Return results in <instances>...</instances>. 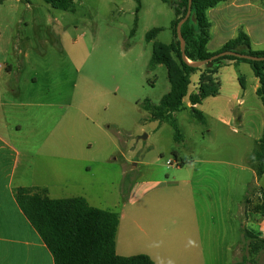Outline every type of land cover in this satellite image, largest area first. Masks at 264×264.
<instances>
[{
    "label": "rangeland",
    "instance_id": "obj_1",
    "mask_svg": "<svg viewBox=\"0 0 264 264\" xmlns=\"http://www.w3.org/2000/svg\"><path fill=\"white\" fill-rule=\"evenodd\" d=\"M226 6L218 5V16L208 11L209 52L245 32L243 15L232 8L226 13ZM174 18V9L162 0H75L73 12L43 0H0V118L22 126L20 170L27 184H53L64 176L68 187L52 197L87 195L93 207L125 215L127 189L137 181L148 197L217 196L210 193L216 185L196 177L206 165L228 167L231 184L224 196L233 206L255 192L250 169L256 166L244 157L254 146L243 137L255 124L241 126L226 117L231 110L251 113L257 98L236 96L240 83L232 68L220 77L226 90L219 99L197 109L208 114L207 125L193 117L187 101L175 114L182 143L175 142L169 122L152 120L143 106L147 100L158 105L170 92L166 68L151 69L149 63L154 44L172 43ZM155 29L159 32L147 42ZM250 72L238 74L248 90ZM193 176L199 183L191 188L184 181ZM240 241L234 262L248 255L241 236Z\"/></svg>",
    "mask_w": 264,
    "mask_h": 264
},
{
    "label": "crops",
    "instance_id": "obj_2",
    "mask_svg": "<svg viewBox=\"0 0 264 264\" xmlns=\"http://www.w3.org/2000/svg\"><path fill=\"white\" fill-rule=\"evenodd\" d=\"M226 4V13H229L228 9L232 8L243 15L244 24L242 25L245 26V32L251 39L252 48L256 51L264 50V8L261 1L229 0ZM213 12L218 16L222 10L216 7ZM262 34L263 36L260 37ZM210 53H216V51H210ZM4 67L11 70L8 65ZM226 68L233 69L230 73L240 83V89H236L238 91L236 96L242 92L244 97L254 94L257 98L251 103V113L246 109L242 112L231 110L226 117L228 122H238L241 126L255 124L247 135H243L245 143L249 142L254 146L244 155L250 160L264 129V105L257 95L259 80L253 72H250L252 68L249 64H230L224 66L216 76L219 84L222 81L220 77ZM242 72L252 73L253 84L250 90L243 87V80L239 81L238 74ZM197 83L198 78L196 83H192L190 92L195 91ZM228 83L229 81H226V86L229 88ZM223 90L226 88L220 86L219 95L204 100L202 104L192 105L188 98L184 100V104L187 101V107L198 109L210 101H217ZM12 92L14 94L15 91ZM242 103L245 104V101L243 100ZM203 115L207 121L208 114L203 111ZM223 120V117H220L217 121L223 122ZM235 132L234 129L233 133ZM21 135L22 126L19 123H11L0 118V264H55L52 253L20 209L15 198V189L39 188L46 190L51 199H63L52 197V194L57 193L56 190L67 188L69 180L64 176H59L53 184L49 182L27 184L20 170ZM243 169L247 168L243 167ZM250 171L254 174V186L257 189L254 193L252 190L247 193V208L244 203L233 206L231 200L224 196L225 186L230 188L231 184L230 171L226 165L202 166L197 175L195 174L201 180L204 179L207 183L211 182L213 186L216 185L217 190L210 193L217 196L148 197L145 196V184L137 181L126 192V203L123 205L126 215L124 212H116L119 215L115 240L117 255L121 257L146 255L155 264L234 263V251L241 244L239 236L245 241L243 228L264 238V215L255 210L264 192V175L258 177L256 171L252 169ZM184 182L193 188L199 180L193 176L192 179ZM248 185L252 187V184H246ZM77 197L85 198L92 206L87 195L70 198Z\"/></svg>",
    "mask_w": 264,
    "mask_h": 264
},
{
    "label": "trees",
    "instance_id": "obj_3",
    "mask_svg": "<svg viewBox=\"0 0 264 264\" xmlns=\"http://www.w3.org/2000/svg\"><path fill=\"white\" fill-rule=\"evenodd\" d=\"M54 9L73 12L75 0H43ZM139 1V0H137ZM174 9L175 18L171 23L173 41L170 45L154 44L149 67L153 69L163 65L168 73L170 92L158 105L147 100L143 103L151 112L152 120L167 121L174 130V140L182 143L181 134L175 114L184 110V100L189 99L192 105L202 104L210 97L220 93V84L216 78L224 66L230 64H249L259 80L257 95L264 105V61L256 62L231 56L221 57L213 67L202 66L193 68L182 59L181 44L177 37V25L185 17L189 0H162ZM229 0H192L190 19L182 26V36L186 42V58L192 62L205 61L221 52H237L255 57H264V50L252 48L251 39L245 32L229 40L219 51L210 53L207 50L212 39V24L208 19V11ZM264 8V0L261 2ZM159 29L152 30L146 41H152ZM198 83L194 92H190L192 77L198 75ZM192 115L202 125H207L203 113L195 108ZM256 166L258 177L264 175V129L262 137L249 160ZM125 185L122 194L125 195ZM15 198L27 219L36 229L54 257L55 264H155L146 255L121 257L116 253V234L119 226V215L90 206L85 198L51 199L46 190L39 188H17ZM248 207V197L244 201ZM255 210L264 215V192L261 202ZM247 243L248 255L232 264H259L264 255V238L242 229Z\"/></svg>",
    "mask_w": 264,
    "mask_h": 264
},
{
    "label": "water",
    "instance_id": "obj_4",
    "mask_svg": "<svg viewBox=\"0 0 264 264\" xmlns=\"http://www.w3.org/2000/svg\"><path fill=\"white\" fill-rule=\"evenodd\" d=\"M191 12H192V0H189L188 11H187L185 17L182 18L177 25V37H178L180 44H181L182 59L186 63V65H188L189 67H193V68H200L202 66L213 67L214 62L216 60L220 59L221 57H225V56H231V57H235V58H239V59L256 61V62L264 61V57H255V56H250V55L241 54V53H237V52H230V51L221 52L219 54L212 56L211 58H209L208 60H205V61H200V62L189 61L186 58V54H185L186 42L182 36V26L190 19ZM141 139H144V138H141Z\"/></svg>",
    "mask_w": 264,
    "mask_h": 264
}]
</instances>
